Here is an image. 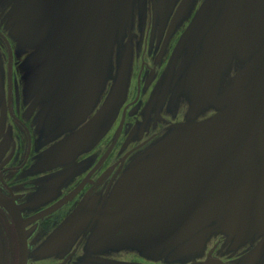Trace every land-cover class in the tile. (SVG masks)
Returning <instances> with one entry per match:
<instances>
[{
  "label": "flooded vegetation",
  "instance_id": "af4514ba",
  "mask_svg": "<svg viewBox=\"0 0 264 264\" xmlns=\"http://www.w3.org/2000/svg\"><path fill=\"white\" fill-rule=\"evenodd\" d=\"M262 110L264 5L0 0V264H264V130L220 174ZM256 169L239 203L164 243Z\"/></svg>",
  "mask_w": 264,
  "mask_h": 264
},
{
  "label": "water",
  "instance_id": "95a60500",
  "mask_svg": "<svg viewBox=\"0 0 264 264\" xmlns=\"http://www.w3.org/2000/svg\"><path fill=\"white\" fill-rule=\"evenodd\" d=\"M251 4L255 8H263L264 2L259 3L258 0H251ZM211 10H212V7H210L206 11V13L203 17V21L210 15ZM42 13L41 12L39 13L38 18H41ZM34 25L36 27H39V29L42 33V30L43 29L45 30L44 18L41 19L39 24H36V21H35ZM36 34H37V31H35V30L31 32V35L34 39H35ZM96 49H97V47L94 49V51L92 53H90L88 56H86V58H83L84 53H86V50H87V49H85L82 56L76 62V64H77L76 67L81 71L83 76H85V74L89 72V69H90L91 63L93 61V57H94V54L96 52ZM103 49H104V47H103ZM103 49H102V53H103ZM89 50H90V48L87 50L88 53H89ZM102 53L98 57V62H97L98 64L101 61ZM125 57H126V55L124 56L123 62L125 61ZM123 62H122V70L120 71L118 81L116 83L114 91L112 92V94L110 95V97L108 98L106 103L101 107V109L99 110L95 119L91 120L87 124L90 126V128L85 127V126L82 128L81 131H82L83 135L89 134V133L93 132L94 129L99 127L107 119V117L110 115L113 107L115 106L116 100L118 99V96H119V93H120L121 89L123 88L125 78H126V73H127V70L125 72V64ZM263 112H264V110L255 114L252 121L247 124V126L245 128V132L243 133V135L241 134L237 139H227V143H228L227 144L228 151L226 154L227 159H226L225 165H223V167L220 170V174L226 172L240 158V156L245 152V150L247 148H249L252 145V143L261 135V133L264 130ZM257 171L258 170L256 169V170L245 173L226 192L222 193L221 195H219L217 197L212 198L210 201L202 204L200 207L195 209V211L192 214H190L182 222V224L177 228L176 232H174L172 235H170L169 238L166 237L164 239V243L165 242L167 243V242H170V241L176 240L177 238L182 237L184 234H186L188 232V230L190 228L195 226L199 221H201L203 218L207 217L214 210H216L220 207L228 208V207H231L232 205H236L237 203H239L240 200L242 199V197H240L238 199L235 196L238 195V192L240 191L239 189L241 187L237 186V185H240V183L242 181H244L248 177L254 175L255 172H257ZM173 185L171 187H169V190L173 189ZM169 193L170 192L168 191L167 194H169ZM128 194H133V192L132 191H131V193L121 192L120 195L124 196V195H128ZM244 197H247V195ZM177 198H175V197L172 198L171 200L168 201V204L169 205L174 204L176 202ZM129 199H131V196L129 197ZM111 233H114V232H111ZM111 233H106L104 235V237H107ZM206 264H209V263H206Z\"/></svg>",
  "mask_w": 264,
  "mask_h": 264
},
{
  "label": "rangeland",
  "instance_id": "374dc122",
  "mask_svg": "<svg viewBox=\"0 0 264 264\" xmlns=\"http://www.w3.org/2000/svg\"><path fill=\"white\" fill-rule=\"evenodd\" d=\"M111 85V84H110ZM110 85H109V87H110ZM108 87V88H109ZM240 250H241V247H237V249H235V248H232V247H226V253L228 254V255H230L232 252H235V251H238V252H240ZM170 260V259H169Z\"/></svg>",
  "mask_w": 264,
  "mask_h": 264
}]
</instances>
